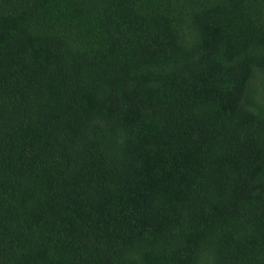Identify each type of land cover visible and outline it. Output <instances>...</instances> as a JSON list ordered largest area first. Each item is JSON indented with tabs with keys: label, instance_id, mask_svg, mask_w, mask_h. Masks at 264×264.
<instances>
[{
	"label": "trees",
	"instance_id": "obj_1",
	"mask_svg": "<svg viewBox=\"0 0 264 264\" xmlns=\"http://www.w3.org/2000/svg\"><path fill=\"white\" fill-rule=\"evenodd\" d=\"M0 264H264V0H0Z\"/></svg>",
	"mask_w": 264,
	"mask_h": 264
}]
</instances>
